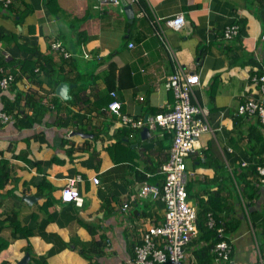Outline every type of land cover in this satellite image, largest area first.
I'll use <instances>...</instances> for the list:
<instances>
[{"label": "crops", "instance_id": "1", "mask_svg": "<svg viewBox=\"0 0 264 264\" xmlns=\"http://www.w3.org/2000/svg\"><path fill=\"white\" fill-rule=\"evenodd\" d=\"M112 1L0 3L1 69L14 77L0 90V114L10 116L0 121V162L9 176L0 191V264L26 254L27 264H133L142 234L163 222L160 198L139 192L145 183L161 188L172 134L119 126L107 110L115 100L121 113L144 120L172 107L164 89L172 64L154 34L158 27L179 62L198 75L196 97L213 130L185 158L188 202L198 215L212 200L209 214L221 222L216 229L224 228L216 233L231 245L229 261L217 264H260L264 186L243 177L252 165L245 137L255 121H239L237 111L244 95L264 99L250 82L264 74V0H140L132 19ZM179 13L185 25L176 31L166 22ZM232 25L239 35L226 42L222 32ZM52 43L71 58L51 51ZM27 62L40 64L23 72ZM75 178L81 206L60 200ZM196 240L184 248L183 263L216 264L212 253H200L213 239Z\"/></svg>", "mask_w": 264, "mask_h": 264}, {"label": "built area", "instance_id": "2", "mask_svg": "<svg viewBox=\"0 0 264 264\" xmlns=\"http://www.w3.org/2000/svg\"><path fill=\"white\" fill-rule=\"evenodd\" d=\"M112 2L118 4V0ZM129 2L138 4L139 0H129ZM0 3L7 8L11 0H0ZM166 25L173 30H180L185 25L183 15L177 14L172 20L167 21ZM239 30L240 27L237 25L226 26L222 32V39L226 42L233 40L239 35ZM154 34L160 40L172 64L171 73L164 83V89L172 93V107L164 113L148 116L144 120H135L121 113V104L115 100L108 104L107 110L118 118L119 126L139 130L147 125L150 130L160 127L172 134L168 159L160 167V174L164 177L161 188L145 183L139 192L141 198H160L164 204L163 222L149 227L142 234L141 243L134 247L133 264H184V248L198 235L197 212L188 202L185 189L187 183L185 158L198 150L200 137L203 134L213 135V130L206 119L207 111L200 106L196 97V90L200 86L198 75L190 72L179 62L177 54L160 27L155 29ZM129 48H133V44H129ZM50 50L60 53L65 60H69L72 56L60 43H52ZM0 73L2 74L0 90L5 91L14 81V77L10 73H4L2 69ZM250 82L253 87L258 88L257 92L264 96V74L251 76ZM110 96L115 98V93L111 92ZM244 98V102L238 107V115L256 116L264 128V99L257 100L252 95H244ZM142 100L143 98H140V101ZM9 120V115L0 114L2 123H7ZM129 137L131 138L132 135ZM261 158V164L256 166L255 178L258 185L264 186V142ZM242 167H246V164L243 163ZM78 181L79 178L70 179L60 190L63 202L76 201L77 205L81 204L76 188ZM92 181L98 184L96 177L92 178ZM237 191L239 192L238 188ZM126 207L127 205L124 204L123 208ZM207 226L215 228V221L210 214L207 215ZM223 231V227L216 229L218 234H223ZM211 253L216 264L220 261H229L231 245L221 240L213 246ZM260 264H264V259H260Z\"/></svg>", "mask_w": 264, "mask_h": 264}, {"label": "trees", "instance_id": "3", "mask_svg": "<svg viewBox=\"0 0 264 264\" xmlns=\"http://www.w3.org/2000/svg\"><path fill=\"white\" fill-rule=\"evenodd\" d=\"M39 64H40L39 62H37V63H35V62L23 63L21 66V70H23V72H26V70H28L29 72H32V71H34V69L37 66H39ZM2 65H3V63L0 62V68L2 67ZM1 77L2 76L0 74V78ZM248 118L249 117H247V116H243V117L239 118V121H243L244 119H248ZM251 118H253V120L255 122L252 123L247 128V134H246L245 139H246L247 150L251 151L252 158H250V161L252 162V165L250 168H248L245 171V173L243 174V177H247L248 174L252 175L253 177H256V166L261 164L260 162H262L261 156H262V143L264 142V128L256 116H253ZM8 177L9 176H8V171H7L5 162H0V191L3 189V187L7 183ZM255 183L257 185V182H255ZM252 187L254 189H257V187L254 184H252ZM243 191H244V188H243ZM240 196H242V192L240 193ZM238 197H239V195H238ZM187 199H188V196H187ZM211 202H212V200L209 198L208 201L203 203V208H205V206H207V207H206V209H203L200 213H198L199 219H198V215H197V220H196V226L198 229V235L196 237L197 238L196 241L199 242V241H202L205 239V241L208 243L210 238L213 239L212 243L208 247L200 250V253L206 257H209L208 254L211 253V249L213 248L215 243L221 241V238H219L218 234L216 233V227L220 226L221 222L217 219L215 221L216 222L215 228H208V226H207V214H209V213L213 214V212H214V209H213V206L211 205L212 204ZM217 204L219 206L218 212H221L222 210H224L222 203H217ZM209 205H211V207H208ZM222 225H224L225 228L227 227L226 222H224ZM199 234H201V235H199ZM208 236H209V238H208ZM193 239H195V238H193ZM1 245H2V240L0 238V247H1ZM211 257L214 259L213 254H211Z\"/></svg>", "mask_w": 264, "mask_h": 264}, {"label": "water", "instance_id": "4", "mask_svg": "<svg viewBox=\"0 0 264 264\" xmlns=\"http://www.w3.org/2000/svg\"><path fill=\"white\" fill-rule=\"evenodd\" d=\"M120 3H121V9L125 12L126 17L129 19H132L134 17L132 7L130 5H128L125 0H120ZM64 87H67V85L64 84ZM148 132L149 131L147 128L143 129V134L147 135ZM33 200H35V198L32 196H25L24 197V201H26L27 203H29L30 201H33ZM27 261H28V255L26 254L17 264H27Z\"/></svg>", "mask_w": 264, "mask_h": 264}, {"label": "clouds", "instance_id": "5", "mask_svg": "<svg viewBox=\"0 0 264 264\" xmlns=\"http://www.w3.org/2000/svg\"><path fill=\"white\" fill-rule=\"evenodd\" d=\"M126 1V0H125ZM127 1H128V3H127ZM126 1V3L128 4V5H130L131 7H132V5H137V4H131L130 2H129V0H127ZM140 1V0H139ZM119 0H118V4H119ZM11 4V3H10ZM117 4V5H118ZM138 4H139V2H138ZM2 5V4H1ZM4 8V7H3ZM8 8V7H7ZM67 51V50H66ZM1 69V68H0ZM1 74V73H0ZM1 76H2V74H1ZM13 83V82H12ZM77 188V187H76ZM80 196V195H79ZM81 198V197H80ZM60 200H61V197H60ZM62 201V200H61ZM63 202V201H62ZM71 202H73V203H75L76 204V201H71ZM71 202H63V203H71ZM81 203H82V198H81ZM77 205V204H76ZM77 206H81V204L80 205H77Z\"/></svg>", "mask_w": 264, "mask_h": 264}]
</instances>
